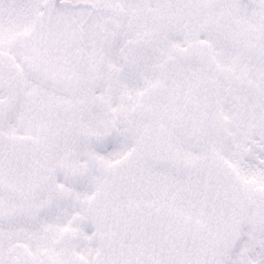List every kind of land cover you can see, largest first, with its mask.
<instances>
[{"label": "snow or ice", "instance_id": "1", "mask_svg": "<svg viewBox=\"0 0 264 264\" xmlns=\"http://www.w3.org/2000/svg\"><path fill=\"white\" fill-rule=\"evenodd\" d=\"M0 264H264V0H0Z\"/></svg>", "mask_w": 264, "mask_h": 264}]
</instances>
